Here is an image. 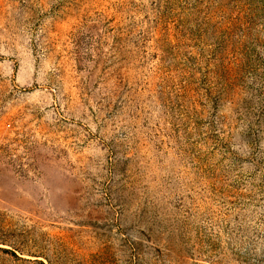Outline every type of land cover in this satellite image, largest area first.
I'll list each match as a JSON object with an SVG mask.
<instances>
[{
    "label": "rangeland",
    "instance_id": "1",
    "mask_svg": "<svg viewBox=\"0 0 264 264\" xmlns=\"http://www.w3.org/2000/svg\"><path fill=\"white\" fill-rule=\"evenodd\" d=\"M0 264H264V0H0Z\"/></svg>",
    "mask_w": 264,
    "mask_h": 264
}]
</instances>
